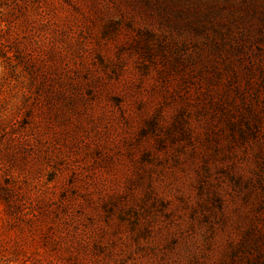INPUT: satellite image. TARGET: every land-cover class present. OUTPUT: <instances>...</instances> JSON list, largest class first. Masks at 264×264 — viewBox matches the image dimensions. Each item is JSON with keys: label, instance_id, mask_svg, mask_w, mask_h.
Returning <instances> with one entry per match:
<instances>
[{"label": "rangeland", "instance_id": "obj_1", "mask_svg": "<svg viewBox=\"0 0 264 264\" xmlns=\"http://www.w3.org/2000/svg\"><path fill=\"white\" fill-rule=\"evenodd\" d=\"M0 6V256L264 264V0Z\"/></svg>", "mask_w": 264, "mask_h": 264}, {"label": "trees", "instance_id": "obj_2", "mask_svg": "<svg viewBox=\"0 0 264 264\" xmlns=\"http://www.w3.org/2000/svg\"><path fill=\"white\" fill-rule=\"evenodd\" d=\"M3 6H0L2 8ZM6 28H9L8 24L5 23ZM3 29L0 28V36L2 35ZM0 65H1V73H0V96L4 92V89L6 85L10 84L15 78H13L12 72V62L10 60V57L7 56L6 50H4V47L2 43L0 42ZM0 125L5 129L4 123L0 122ZM2 129V131H4ZM0 142H2V134H0ZM11 259L7 256H0V264H10Z\"/></svg>", "mask_w": 264, "mask_h": 264}]
</instances>
